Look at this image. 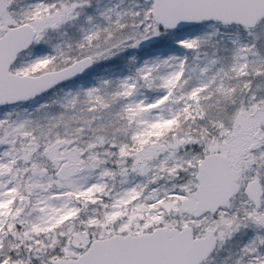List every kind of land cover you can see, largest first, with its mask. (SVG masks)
<instances>
[{
	"label": "snow or ice",
	"instance_id": "snow-or-ice-1",
	"mask_svg": "<svg viewBox=\"0 0 264 264\" xmlns=\"http://www.w3.org/2000/svg\"><path fill=\"white\" fill-rule=\"evenodd\" d=\"M0 264H264V0H0Z\"/></svg>",
	"mask_w": 264,
	"mask_h": 264
}]
</instances>
